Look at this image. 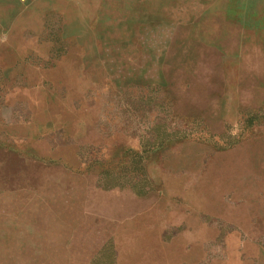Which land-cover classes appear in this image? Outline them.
I'll list each match as a JSON object with an SVG mask.
<instances>
[{"label": "rangeland", "instance_id": "1", "mask_svg": "<svg viewBox=\"0 0 264 264\" xmlns=\"http://www.w3.org/2000/svg\"><path fill=\"white\" fill-rule=\"evenodd\" d=\"M0 264H264V0H0Z\"/></svg>", "mask_w": 264, "mask_h": 264}, {"label": "bare ground", "instance_id": "2", "mask_svg": "<svg viewBox=\"0 0 264 264\" xmlns=\"http://www.w3.org/2000/svg\"><path fill=\"white\" fill-rule=\"evenodd\" d=\"M256 76V75H255Z\"/></svg>", "mask_w": 264, "mask_h": 264}, {"label": "crops", "instance_id": "3", "mask_svg": "<svg viewBox=\"0 0 264 264\" xmlns=\"http://www.w3.org/2000/svg\"><path fill=\"white\" fill-rule=\"evenodd\" d=\"M254 7V6H253Z\"/></svg>", "mask_w": 264, "mask_h": 264}]
</instances>
